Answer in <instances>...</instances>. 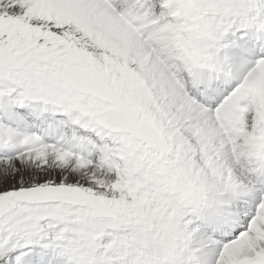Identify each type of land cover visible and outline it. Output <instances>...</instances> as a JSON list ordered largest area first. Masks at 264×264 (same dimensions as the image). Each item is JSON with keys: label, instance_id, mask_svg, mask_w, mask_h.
<instances>
[{"label": "snow or ice", "instance_id": "6c2138e0", "mask_svg": "<svg viewBox=\"0 0 264 264\" xmlns=\"http://www.w3.org/2000/svg\"><path fill=\"white\" fill-rule=\"evenodd\" d=\"M0 264H264V0H0Z\"/></svg>", "mask_w": 264, "mask_h": 264}]
</instances>
